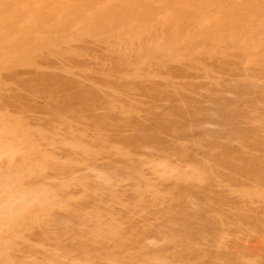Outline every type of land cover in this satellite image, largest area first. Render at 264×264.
Wrapping results in <instances>:
<instances>
[{
  "label": "rangeland",
  "instance_id": "1",
  "mask_svg": "<svg viewBox=\"0 0 264 264\" xmlns=\"http://www.w3.org/2000/svg\"><path fill=\"white\" fill-rule=\"evenodd\" d=\"M234 4L160 24L143 4L134 22L0 9V130L29 118L0 170L7 264H264V4Z\"/></svg>",
  "mask_w": 264,
  "mask_h": 264
},
{
  "label": "bare ground",
  "instance_id": "2",
  "mask_svg": "<svg viewBox=\"0 0 264 264\" xmlns=\"http://www.w3.org/2000/svg\"><path fill=\"white\" fill-rule=\"evenodd\" d=\"M185 1V2H184ZM229 1L234 2L235 4L233 6H235V8L237 7H241V8H246V9H250L252 7V9H254L256 6H260L264 4V0H58V14L63 15L65 13L64 10H75L74 15L76 18L82 20V22H90L92 20H94L96 17L106 20V21H110V22H122L125 20L128 21H136L137 19H139L140 17L137 15V11L136 8L139 7L142 9L143 6H141L142 4L148 7L150 5H153V7H155L154 11H152L150 14L148 13L146 15V13H143L145 15H141L144 18H141L142 21H146L149 23H156V24H160L161 22H171L172 19H175L177 17L176 16V9L178 8V6L182 3L188 4V5H192L193 7L196 8V12H199L200 10H204L206 7L208 8H212L215 7L217 5H224L227 4ZM10 4V0H0V9L3 8V10L7 9V5ZM156 4V6H155ZM14 5V4H13ZM12 5V6H13ZM158 6V7H157ZM194 8V9H195ZM73 10V11H74ZM180 11V10H179ZM207 11V10H206ZM139 14V12H138ZM186 14V13H185ZM3 15V14H2ZM140 15V14H139ZM188 16V14L186 15ZM9 18V17H8ZM7 18V19H8ZM181 18H184L185 20V16L183 13V16ZM180 19V18H179ZM10 20V19H8ZM176 20V19H175ZM187 20V18H186ZM12 21V20H11ZM10 21V22H11ZM141 21V20H140ZM184 30V29H183ZM179 34V33H178ZM167 37V36H166ZM83 81V80H82ZM13 96V95H12ZM9 97H11V94L9 91H7L6 89H1L0 87V98H4V100L9 101ZM86 100V99H85ZM138 101V100H137ZM32 102V101H31ZM171 104V103H170ZM133 108V107H132ZM131 108V110H132ZM134 109V108H133ZM129 110V108H128ZM129 110V111H131ZM136 110V109H135ZM114 111V110H113ZM117 112V111H116ZM137 112V111H136ZM130 113V112H129ZM133 113V112H132ZM119 114V113H118ZM131 114V113H130ZM133 115V114H131ZM129 115L130 117H133ZM107 116V115H106ZM26 116H23L22 118L19 117H15L12 114H10L9 112L5 115L6 118V124L7 126H5L4 128H2L0 130V154H4L5 159H1L0 160V170H7V169H11V168H15L17 163H16V158H19L20 155H22V149L25 150V152L27 151V148L25 149L24 147H21L19 145L20 144V139L22 137V132H18V128L20 126V123L22 121H27L29 120V118L25 119ZM119 117V116H118ZM134 117H135V113H134ZM121 118V117H120ZM4 119V118H3ZM130 120V119H129ZM132 120V119H131ZM139 120V119H138ZM137 121V120H136ZM65 122V121H64ZM64 124V123H63ZM66 125V124H65ZM71 125V123H70ZM46 127V126H45ZM55 127V126H54ZM57 127V126H56ZM68 127V126H67ZM66 129V127H64ZM79 128V127H78ZM83 128V127H82ZM63 129V128H62ZM69 129V128H68ZM77 129V128H76ZM37 130V129H36ZM82 130V129H81ZM122 130V129H121ZM40 131V130H39ZM37 131V133L39 134L40 132ZM112 131V130H110ZM48 132V131H47ZM96 132H98V129L96 130ZM36 133V132H35ZM63 133V132H62ZM100 133V132H99ZM25 134V133H23ZM72 134V133H71ZM27 134H25L26 136ZM29 137V135H27ZM33 136V135H31ZM30 136V137H31ZM28 137H26V141L28 139ZM37 137V136H36ZM132 137V136H130ZM35 138V137H34ZM105 138V137H104ZM121 138V137H120ZM32 139V138H30ZM29 140V139H28ZM34 140V139H33ZM32 140V141H33ZM105 140V139H104ZM115 140V139H114ZM20 141V142H19ZM38 141V140H37ZM122 141V139H121ZM120 141V142H121ZM29 142V141H28ZM31 142V141H30ZM26 143V142H25ZM53 143V142H52ZM114 143V141H113ZM7 145V147H2V145ZM118 144V143H117ZM121 144V143H120ZM52 145V144H51ZM26 147L28 145H25ZM118 146V145H117ZM29 147V146H28ZM21 152V153H20ZM24 152V151H23ZM123 154V153H122ZM23 156V155H22ZM73 160V159H72ZM32 161V160H31ZM30 161V162H31ZM152 162V161H151ZM20 164V163H19ZM30 165V164H29ZM71 165V164H70ZM21 166V165H20ZM24 167V166H23ZM28 167V166H27ZM149 168V166H147ZM163 168V167H162ZM5 170V171H6ZM12 170V169H11ZM14 170V169H13ZM167 170V169H166ZM5 173V172H4ZM11 173V172H10ZM18 174V173H17ZM23 175V174H22ZM14 178V177H13ZM191 179V178H190ZM2 180V179H1ZM15 180V179H14ZM13 180V181H14ZM23 180V179H22ZM17 181V180H15ZM48 181V180H47ZM8 183V182H7ZM11 183V182H9ZM49 184V183H48ZM52 184V183H51ZM15 185V184H14ZM54 185V184H53ZM41 186V185H40ZM47 186V185H46ZM45 186V187H46ZM10 187V186H9ZM13 187V186H12ZM43 187V186H42ZM41 187V188H42ZM52 187V186H51ZM48 187L47 188H51ZM40 188V187H39ZM38 188V190H39ZM33 189V188H31ZM35 190V189H34ZM37 190V189H36ZM13 191V190H12ZM24 191V190H23ZM22 192V190H21ZM48 192V191H47ZM50 193V192H49ZM32 195V194H30ZM6 197V198H5ZM5 199L2 200V202L4 203L5 207H6V211L12 212L15 210V207L19 206L17 204L18 203V199L21 197L18 194H12L11 193V189L9 191V194L5 195ZM28 198L30 196H27ZM27 198V199H28ZM34 198V197H33ZM23 200V199H22ZM41 200V197H40ZM26 201V200H25ZM43 201V200H42ZM20 202V201H19ZM35 202V200H34ZM222 202V201H221ZM25 203V202H22ZM37 203V202H36ZM34 203V204H36ZM21 204V203H20ZM33 204V203H32ZM39 204V203H38ZM1 205V203H0ZM8 205V206H7ZM25 205V204H24ZM42 205H44V203H42ZM4 207V206H3ZM2 206H0V215L3 212L4 209ZM40 207V206H39ZM48 208V207H47ZM59 209V208H58ZM5 211V210H4ZM3 215V214H2ZM15 217H11L6 221V223H10L11 227H6L7 230H11L13 233L15 230H13V226L16 224L17 220L15 221ZM2 226V224H1ZM16 227V226H15ZM6 231V230H5ZM47 231V230H46ZM10 232V231H8ZM6 234V233H5ZM5 234H2L5 236ZM8 234V233H7ZM6 234V235H7ZM16 234V233H15ZM12 235V234H11ZM10 235V236H11ZM16 236V235H15ZM2 238V237H1ZM8 238V237H7ZM4 239L3 241H0V245L1 243L4 245H7L6 247L9 249H12L13 245H11V241ZM146 240V239H145ZM148 241V240H147ZM24 242V240H23ZM27 242V241H26ZM40 243V242H39ZM152 243V241L150 242V244ZM16 248V247H15ZM2 249V248H1ZM5 250V249H4ZM3 250V251H4ZM2 251V250H1ZM11 251V250H10ZM16 251V250H15ZM7 255L2 252L0 255V264H7L6 262L9 260H6L9 258L8 254L9 252H7ZM3 254V256H2ZM96 255V254H95ZM8 256V258H7ZM31 256V255H30ZM10 258H12L10 256ZM27 259V258H26ZM25 259V260H26ZM40 260L41 257L39 258ZM99 259V258H98ZM30 260V258H29ZM11 261V259H10ZM16 262V259H15ZM14 262V264H15ZM50 262V261H48ZM9 263V262H8ZM12 262H10L9 264H11ZM45 263V262H44ZM78 263V262H77ZM13 264V263H12ZM33 264V263H32ZM37 264V263H35ZM43 264V263H42ZM109 264V263H108Z\"/></svg>",
  "mask_w": 264,
  "mask_h": 264
}]
</instances>
